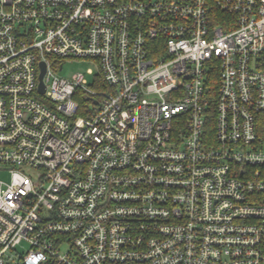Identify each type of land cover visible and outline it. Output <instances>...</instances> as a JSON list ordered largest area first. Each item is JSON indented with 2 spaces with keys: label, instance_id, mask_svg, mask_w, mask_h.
I'll return each instance as SVG.
<instances>
[{
  "label": "built area",
  "instance_id": "obj_1",
  "mask_svg": "<svg viewBox=\"0 0 264 264\" xmlns=\"http://www.w3.org/2000/svg\"><path fill=\"white\" fill-rule=\"evenodd\" d=\"M3 171L0 264H264V0H0Z\"/></svg>",
  "mask_w": 264,
  "mask_h": 264
},
{
  "label": "rangeland",
  "instance_id": "obj_2",
  "mask_svg": "<svg viewBox=\"0 0 264 264\" xmlns=\"http://www.w3.org/2000/svg\"><path fill=\"white\" fill-rule=\"evenodd\" d=\"M62 67L59 70L61 76L70 77L73 73L81 71L84 73L88 83H92L94 79V74L97 72V67L92 60L87 58H74L65 59L62 61ZM92 69L91 72L88 70ZM0 178L7 180L8 173L3 171L0 172Z\"/></svg>",
  "mask_w": 264,
  "mask_h": 264
},
{
  "label": "water",
  "instance_id": "obj_3",
  "mask_svg": "<svg viewBox=\"0 0 264 264\" xmlns=\"http://www.w3.org/2000/svg\"><path fill=\"white\" fill-rule=\"evenodd\" d=\"M39 64H40V72H39V75H38V85H37V88H38V91L39 92H44L45 85L43 83L42 76H43L44 70H45V63H44V61H40Z\"/></svg>",
  "mask_w": 264,
  "mask_h": 264
},
{
  "label": "trees",
  "instance_id": "obj_4",
  "mask_svg": "<svg viewBox=\"0 0 264 264\" xmlns=\"http://www.w3.org/2000/svg\"><path fill=\"white\" fill-rule=\"evenodd\" d=\"M85 100H87V97H83V98L81 99V101H85ZM78 113H81V114H82V112H80V111H78Z\"/></svg>",
  "mask_w": 264,
  "mask_h": 264
}]
</instances>
